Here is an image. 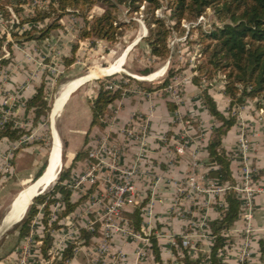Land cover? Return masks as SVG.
Instances as JSON below:
<instances>
[{"label": "crops", "instance_id": "crops-1", "mask_svg": "<svg viewBox=\"0 0 264 264\" xmlns=\"http://www.w3.org/2000/svg\"><path fill=\"white\" fill-rule=\"evenodd\" d=\"M55 43L57 42L51 35L50 38L44 41H32L20 46L15 45L11 56L6 50L9 54L7 58H11V62L0 68V99L5 96L14 100L12 107L13 119L23 124L24 128H29L32 115L26 109L19 107V103L33 96L35 88L40 85L43 79L44 73L46 75L50 74L49 68L57 59L55 50L59 49ZM54 45L55 50L52 48ZM3 55L4 53H0V59H7ZM110 71L112 70L102 73V77L110 76L107 75ZM149 76H153V79L157 76V73ZM149 76L138 78L145 80ZM193 76L194 74L184 79L183 94H181L178 102L169 99L164 87L151 89L138 87V89L131 90L128 94H122L110 106L112 112L110 121L102 132L97 128H90L89 99H82V103H74V106L68 111L66 130H64L65 138L62 140L66 143V150L67 147L71 149L70 164L84 145L88 133V138H90L94 134L105 136L111 131L116 134V140L120 144L122 140L125 141L120 130L123 127H128L135 118L141 117L148 127L146 150H140L139 143L132 141L128 144L127 150L122 149V154L114 163L117 169L135 165L134 180L138 191L137 204L134 207L127 208L123 213H131L136 207L143 204L141 209L142 232H135L128 219L123 216L127 220L131 231L138 234L139 238L113 233L108 242L109 256L102 264H154L149 256V251H147V257L144 260L137 255L143 249L142 240L150 234L156 235L161 246L162 264H172L175 259L172 252L175 238L189 233H196L197 236L205 233L203 229L196 227L197 224L202 218H206V222H208L220 216L217 208L222 207L224 204L223 195L226 186L244 185L245 170L249 171L247 184L253 190L251 200L253 210L252 232L248 239V246L245 248L244 243L247 239L243 233L244 222L239 215L238 220L227 232L229 245L225 248L223 261L226 264H264V113L261 109L256 108L255 102L248 101L244 106L236 109V124L222 139V148L227 154L231 155L230 170L234 184H223L221 187L224 188V191L209 196H188L186 193L182 195L178 193L180 182L190 172L193 165H195L199 181L203 182L204 185H208L211 181L207 176L212 170L209 167L207 144L210 132L217 125V122L207 113L202 102L201 88L192 83ZM72 81L70 80L61 85L58 92L62 90L65 84ZM49 85L51 86V83ZM82 86L69 88L65 90L62 96H58L57 92L56 102L60 103V106L65 102L61 107L65 106ZM208 93L215 101L218 111L227 116L229 99L224 94V84L220 76L216 77L211 83ZM64 98L66 101L63 100ZM167 103L174 104L176 109L173 112L169 111ZM55 111L51 115L54 116ZM52 128L53 121L50 122V132ZM35 129L39 130L40 126ZM33 131L32 133H34ZM54 131L57 134V131ZM32 133L30 135H33ZM58 134L57 144L60 145ZM240 138L247 141L249 148L245 159L238 154ZM10 145L6 140L0 141V167L3 163V155L8 152ZM179 145L184 147L182 154L176 152ZM118 147L122 148V145ZM53 149L52 147L51 154ZM60 149L61 146L58 148V154ZM31 150L32 146L27 144L26 147H21L19 151L13 153L12 158L15 162V169L12 166L9 175L13 176L17 172L18 183H25L26 186L31 184L27 188L35 185L32 178H34L36 170L28 167L26 171L24 167L25 160L27 159L28 162L30 160ZM60 156L62 158V149ZM87 161L88 159L77 163L78 166L71 170V174L73 175V172L80 168L79 165L87 164ZM47 179L46 177L45 180ZM91 188L94 191L90 194ZM104 188L105 186L102 183H96L92 186L86 184L76 191L73 190L72 201L87 196L82 205L78 207L80 208L95 193L101 194ZM178 211L182 213L181 216L178 215ZM74 214H71V216ZM65 220V225H67L68 218L66 217ZM85 224L86 221H82L79 226L84 228ZM193 241V245H196V253L206 255L210 252L208 238H194ZM194 258H196V255ZM73 259L68 263L73 262Z\"/></svg>", "mask_w": 264, "mask_h": 264}, {"label": "trees", "instance_id": "trees-1", "mask_svg": "<svg viewBox=\"0 0 264 264\" xmlns=\"http://www.w3.org/2000/svg\"><path fill=\"white\" fill-rule=\"evenodd\" d=\"M165 1L170 24L155 14V11L161 7L160 0H40L42 4L29 7L28 11H25V7L30 5V1L0 0V22L5 23L11 38L10 42H5V35L0 34V52L5 46L11 56L15 45L20 46L28 42L44 41L50 38L53 31L62 28L60 21L66 15L81 19L83 25L79 30V40L91 41L92 44L95 41L115 43L122 35L123 30L128 28L125 22L118 20L120 8H125L127 14H136L141 7H144L147 9L145 22L148 35L142 40L155 60H166L170 53L168 41L171 31H178L182 21L195 22L207 9H211L215 19L221 25L208 32L200 31L202 60L194 70L192 83L201 88L203 105L207 113L217 122L210 132L207 144L209 167L212 169L207 176L220 185H233L234 179L230 170L231 155L222 148V139L236 124V109L244 106L246 102H255L256 108L261 109L264 113V0ZM95 6L101 7L103 12L99 15H91L89 18V13ZM7 7L12 9L15 19L11 18ZM192 25L189 34L195 29H200ZM77 49V44L72 45L70 56L62 57L65 71L76 62ZM10 62L11 58L0 59V68ZM141 72L143 75L148 74L147 70ZM167 74L168 77L172 75L170 70ZM48 76L44 73L33 96L22 102L23 108L32 115L29 128H18L15 127L13 121H7L0 128V141H8L11 147L24 136L30 135L36 127L47 124L48 114L51 110L49 101L51 87ZM218 76L222 77L224 94L229 99L227 116L218 111L215 101L208 93L211 83ZM127 79L129 82H134L129 77ZM166 83L167 80L158 88L164 87ZM127 85L129 83L120 82L116 89H109L106 83L99 84L95 95L88 100L91 129L97 128L101 132L104 131L105 120L111 113L110 106L122 96V90ZM167 107L171 112L176 109L172 103H167ZM44 132L49 134V130ZM88 135L72 163L60 171L51 189L32 200L24 217L15 227L18 241L27 239L33 229L38 228L33 226V221L39 216L43 235L37 241L40 242V256L45 261L49 260L48 251L52 248L51 232L66 228V217L74 214L75 210L87 198L86 196L72 201L73 190L68 187V183L72 178L71 170L78 166L77 163L89 158ZM62 148V158H65L66 143L64 141ZM45 166L46 161L36 172L33 180L41 176ZM93 191L91 188L89 193L91 194ZM223 201L222 207L217 208L220 216L207 222L206 233L212 238L210 252L206 255L191 254L190 249L181 245V238L176 237L172 251L175 260L182 264H201L208 259L209 264H226L223 261V254L229 245L227 232L239 218L241 201L233 190L224 192ZM57 203L62 205V209L55 221L50 223L51 207ZM142 208L143 204L136 207L131 213H123L135 232H142ZM79 233L80 239L84 241V246L91 245L93 241H97L101 237L99 224H95L92 230L79 228ZM147 239L150 243V258L154 264H162L161 246L156 235L150 234ZM76 248L77 246L74 244L67 245L56 258L55 263L67 264L70 262Z\"/></svg>", "mask_w": 264, "mask_h": 264}, {"label": "rangeland", "instance_id": "rangeland-1", "mask_svg": "<svg viewBox=\"0 0 264 264\" xmlns=\"http://www.w3.org/2000/svg\"><path fill=\"white\" fill-rule=\"evenodd\" d=\"M27 1H30V5L28 7H25V11H28L29 7H34L35 5L42 4L40 0H36L35 2L34 0ZM160 3L161 7L160 9L155 11V14L163 18L167 24H170L169 12L166 8V1L160 0ZM102 12L103 9L101 7L95 6L90 11L89 18H91V15H99ZM146 12L147 9L141 7L138 13L127 14V10L125 8H120L118 20L120 22H125L128 25V28L123 30L122 35L118 38L115 43L95 41L92 44L91 41H81L79 40V30L83 24L80 18L72 15H66L60 21L62 28L51 33L55 42H57L55 43V45H58L59 47V49H56L55 45L52 46L54 50L56 49L55 52L57 59L54 64L49 68V72L50 74H52H48L50 75L49 79L51 83V93L49 95L51 107L54 105L56 94L61 85L70 80H76L77 78L79 79L84 76H94L107 72L110 69L112 70L114 68L115 59L120 56L123 52L127 51L121 61V69L123 71L86 83L80 89H78L75 95L69 100L68 104L63 107L61 106L65 102L61 104V109L56 112L54 116L51 115L50 111V113L48 114L47 124L41 125L39 130L34 129V133H32V138H30V140L26 142V144L32 146V152L29 155L30 160L28 162L26 159V164H24L26 171L29 167L30 169L36 170L37 172L39 168L45 163V161H47V157L51 148V141L53 143V130H56L57 134L59 133L58 137L60 138V146L62 148V139L65 138L64 130H66L67 117L69 113L68 111L74 106V103H82V99H91L95 95L100 83H106V85L116 84L117 87L118 83L120 82L124 84L129 83V85L125 86L122 90V93L124 95L128 94L131 90L138 89V87L144 89H151L162 86L164 81L167 80V83L164 86L165 89H167L169 86H172L174 87V89H176L179 97L181 96V94H183L182 88L184 79L190 77L192 74H195L194 70L201 63L202 60V46L200 44L199 37L200 31H211L215 27L220 26L221 23L215 19L211 9L206 10V12L203 14L204 20L198 24L196 23L197 20L193 23L182 21L183 25L181 24L179 30H172L170 33L168 41L170 53L168 58L166 60L157 61L151 56L149 48L147 47L146 43L142 40L148 35L147 25L145 22V18L147 16ZM11 18L13 19V17ZM189 24H193V27L197 26L200 29H195V31L189 34ZM75 44L78 45V49L76 52V63L69 70L65 71L61 62V57H65V55L67 57L70 56L71 47ZM144 70L148 71L147 75L142 74L141 71ZM169 70L172 74L171 77H168L167 74ZM154 73H157L158 75L155 76V78H153L151 81H141L136 78H133V76L137 78L147 77ZM127 77L133 79L134 82H129ZM204 85L205 83L203 82V86ZM167 96L170 100L174 101L169 94H167ZM63 100H65V98ZM51 121H53V128L50 132ZM109 121L110 116L107 117L105 123L108 124ZM125 129H127V126L123 127L120 130V133H122V130L124 131ZM46 130H49V134L44 132ZM106 136L109 142L116 143L117 146H124V144H128L124 140H122L119 144L115 137L116 134L111 131L106 134ZM102 140L103 138L98 134L91 135V137L89 138L90 150H92V152H97L99 143ZM38 141L41 142L39 143ZM108 141H106L105 147H111V143H109ZM23 146L26 147V145ZM17 151H19V149L13 151V153H16ZM70 151L71 149H69L68 147L67 150L65 149L67 155L65 158H62L61 170L69 166L71 162ZM5 155L6 154L3 155V163L6 161L4 158ZM109 162L112 163V159H109ZM5 163L7 165L11 164V166H13L15 169V162L13 158L6 161ZM86 163H88V161ZM79 167L80 168L78 170H75L73 172L72 179L70 181L73 184H75L85 172L90 170V165L88 166V164L82 166L79 165ZM100 168L103 170V176L106 177L107 175H110V177H113V173L110 174L111 170L109 168L102 165L100 167H97L96 170ZM15 173L13 174V176H6L5 174H2V172L0 173V227L3 224L4 220L7 223L12 224L10 219L12 213L9 212L11 209V205L18 196L19 192L23 190L19 194V198L22 196L23 197L18 201L28 197L34 187L30 186L31 188L29 187V190L27 186L31 184L26 186L24 185L25 183H18L19 178L17 176V172ZM97 183H102L104 186H106V184L102 180L98 181ZM44 186L45 183L41 186V188H43ZM35 188L37 187L35 186ZM41 188L37 189L41 190ZM49 189H51V187ZM98 195V193H95V196ZM59 205L61 204L59 203ZM87 207L88 205H84L76 210L75 214L72 216V218L74 217V225L78 226V224H82V221L86 220L93 221V215H95V213L97 214L101 212L103 209L102 205L92 206L89 209ZM57 209L53 207V211L55 213H58L60 211H58ZM88 210L94 211V214L89 215L85 213ZM59 213L57 214V216L59 215ZM17 224L18 223L9 225L6 230L0 235V264H56V251L58 250V245L61 241L60 232H62L64 229H59L51 232L53 249L50 252L49 260L47 262L40 256V243H36V239L43 235L41 233L40 225L37 229H33L34 233L32 236L22 241H18L17 231L15 230ZM100 241L101 240L94 241L91 245L84 246V241L82 239L76 240L73 243L77 246V248L74 250L75 258L73 259V262L68 264H90L93 261H98V259L101 262L100 264H102L103 262L101 261L100 257H97V255L94 254V250L97 248Z\"/></svg>", "mask_w": 264, "mask_h": 264}, {"label": "built area", "instance_id": "built-area-1", "mask_svg": "<svg viewBox=\"0 0 264 264\" xmlns=\"http://www.w3.org/2000/svg\"><path fill=\"white\" fill-rule=\"evenodd\" d=\"M36 0H34L35 2ZM13 19L15 18L12 9L10 7L6 8ZM204 15H201L198 17L196 23H200L204 20ZM196 24V25H197ZM183 25V23H182ZM192 24H189L190 27ZM186 28V27H185ZM0 34L5 35V42H10V34L9 31L5 25V23L0 22ZM2 47L1 52L4 53L3 57L7 58L9 56L8 52ZM109 89H116V84H110L107 86ZM165 92L169 94L172 99L175 102H178L180 97L177 94L176 89L174 87L169 86L167 89H165ZM13 104L14 100H12L9 97L3 96L0 99V128L7 123V121H13L15 127L18 128H24V125L17 122L15 119H13ZM19 107L23 108L24 104L19 103ZM147 134H148V127L145 122L141 119V117H137L134 119V121L125 129L122 130L121 135L124 137L125 142L130 144V142L137 141L140 146V150L144 151L147 148ZM33 135L24 136L20 141H18L16 144L12 145L8 152L5 155V160L8 161L13 156V151L17 150L19 147H22L26 144L32 138ZM103 140L99 143L98 151L92 152L90 150L89 158H88V166L90 165V170L85 172L80 179L75 183H68V187H70L72 190L76 191L82 186L86 185L87 183L89 185H94L98 181L102 180L106 186L101 194L98 196H93L90 198V200L87 201L85 204L88 205V209L92 206H100L102 205L103 209L99 213H95L93 215L94 220H86V224L84 226L85 229L92 230L94 224H99L100 230H101V237H100V243L97 246V248L94 250V254L97 255V257H100L101 261L104 263V261L109 256V245L108 242L112 236L113 233H118L123 236H133L134 238H139V235L136 233H133L131 229L128 226V222L126 219L123 218V211H125L129 207H134L137 204V187L135 184L134 176H135V165L128 166L124 168L117 169L114 165L115 160L122 154V149H126L128 144H124L123 148H120L116 145V143L109 142L107 139V136H101ZM106 141L111 143V147H105ZM184 150V147L182 145H179L176 148V152L178 154H182ZM248 144L247 141L244 138L239 139L238 143V154L241 158L245 159L248 153ZM109 159H112V163L109 162ZM5 161V162H6ZM3 163V165L0 167V170L2 171V174H5L6 176L10 175V172L12 170L11 164L7 165L6 163ZM94 163V164H92ZM96 163V164H95ZM104 165L105 167L109 168L110 174L113 173V177L103 176L102 169H97V167H100ZM244 185L242 186H226V190H233L236 194L238 199L241 201V213L240 217L241 220L244 222V228L243 233L246 235L247 241L244 243V247L246 248L248 246V239L252 232L251 222H252V194L253 190L250 188V186L247 184L249 180V171H244ZM224 191V188L221 187V185L215 181L211 180L209 181L208 185H204L203 182L199 181L198 175L195 171V165H193L190 172L182 179V181L179 184L178 187V193L180 195L187 194L188 196H195V195H211L213 193L222 192ZM92 205V206H91ZM54 208L58 211L62 209V205H59V203L53 205L51 207V216L49 217V222L52 223L57 218V214L53 211ZM89 215L94 214V211H87L85 212ZM181 212L178 211V215L181 216ZM68 223L66 225V228L61 233V241L58 245V250L56 251L57 257H59V254L61 251L69 244H73L76 240L80 239V233H79V224L78 226L74 225V217L72 218L71 215L68 217ZM72 218V219H71ZM39 216H37L33 221V226L39 227L40 221ZM198 228L203 229L205 233H201V235H196V233H189L182 235L181 238V245L184 248L190 249L191 254L196 253V249L193 239H204L208 238L209 243L212 241V238L206 233L207 228V222L206 218H202L201 221L197 224ZM33 231L30 233L29 237L33 235ZM143 249L142 251L137 253V255L142 259H146L147 257V251H149L150 243L147 238H144L143 240ZM36 243H40L36 239ZM52 248L48 251V255H50V252ZM195 256V255H194ZM48 262V261H47ZM99 261H93L90 264H100ZM141 263V262H140ZM172 264H182L181 262H178L174 259ZM201 264H209L208 259L204 263ZM243 264V263H241Z\"/></svg>", "mask_w": 264, "mask_h": 264}, {"label": "bare ground", "instance_id": "bare-ground-1", "mask_svg": "<svg viewBox=\"0 0 264 264\" xmlns=\"http://www.w3.org/2000/svg\"><path fill=\"white\" fill-rule=\"evenodd\" d=\"M127 53V51L123 52L120 56H118L116 59H115V64H114V68L112 69V71L108 72L107 75H112V74H115V73H118V72H121L123 71L121 69V61H122V57ZM156 75V74H155ZM158 75V74H157ZM103 75L101 74H97V75H92V76H89V77H81L79 79H76V80H73L71 83H67L65 84L63 87H62V90L58 92V96H62L63 93L65 92V90L69 89V88H77L79 87L80 85H84L90 81H92L93 79H97V78H100L102 77ZM106 76V75H105ZM135 77V76H134ZM153 76H149L148 78H145L144 79H139L137 78L138 80H141V81H149L150 79H152ZM60 108V103L56 102V105H55V112H58L57 109ZM53 133V153L51 154V157H50V166H49V169L47 170V172L45 173V175L40 178L34 185L30 195L20 201H17L19 199V197H17V199L15 200L16 203L14 208L12 209V211H10L9 213H12V216L10 217L11 219V223L12 224H15L21 217L22 215L24 214L25 212V209H26V206L28 205V203L30 202V200L32 199V197H34L36 194L39 193V189L37 188H41V186L44 184V180L45 178L47 177L48 179L45 180V186L43 188H41V190H43V192L45 190H47V188L51 185V183L55 180V177H56V173L60 167V159H59V155H60V151H59V154L57 153L58 151V148H60V145H58V140H57V134L56 132L53 130L52 131ZM57 145L59 146L57 148ZM35 186L37 188H35ZM20 194V193H19ZM19 196V195H18ZM13 207V206H12ZM9 215V214H8ZM7 215V216H8ZM6 216V217H7ZM6 224L8 225H12V224H9L5 221Z\"/></svg>", "mask_w": 264, "mask_h": 264}, {"label": "water", "instance_id": "water-1", "mask_svg": "<svg viewBox=\"0 0 264 264\" xmlns=\"http://www.w3.org/2000/svg\"><path fill=\"white\" fill-rule=\"evenodd\" d=\"M133 78H134V77H133ZM55 105H56V99H55L54 105H53L52 110H51V113H53V114H54V108H55ZM51 140H52V139H51ZM52 147H53V143H52V141H51V148H50L49 155H48V157H47L46 166H45V168H44V170H43L41 176H40L39 178H37L36 180H33V184H35L40 178H42V177L45 175V173L47 172V170L49 169V166H50V156H51V152H52ZM59 159H60V168L58 169V171H57V173H56L55 180L51 183V185L47 188V190L55 184V182H56V180H57V177H58V175H59V173H60V171H61V168H62V158H61L60 155H59ZM47 190H45L44 192H46ZM44 192H43V190H40L38 194H36L34 197H32V199L30 200V202H29L28 205L26 206L25 213H26V211H27V209H28V206L31 204L32 200H33L36 196L41 195V194H43ZM16 198H17V197H16ZM14 203H15V200L13 201V203H12V205H11V209H10V211H12V209L14 208V206H15ZM12 206H13V207H12ZM25 213H24V215H25ZM24 215H23V216H22V217H21L16 223H19V222L22 220V218L24 217ZM16 223H15V224H16ZM8 226H9V225L6 224V223H5V220H4V221H3V224H2L1 227H0V235L6 230V228H7Z\"/></svg>", "mask_w": 264, "mask_h": 264}]
</instances>
